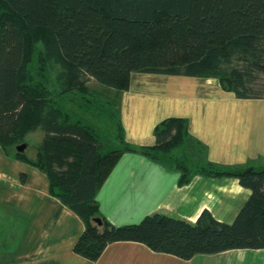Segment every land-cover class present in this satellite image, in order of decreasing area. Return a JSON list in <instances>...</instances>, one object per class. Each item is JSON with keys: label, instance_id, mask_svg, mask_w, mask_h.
I'll use <instances>...</instances> for the list:
<instances>
[{"label": "trees", "instance_id": "obj_1", "mask_svg": "<svg viewBox=\"0 0 264 264\" xmlns=\"http://www.w3.org/2000/svg\"><path fill=\"white\" fill-rule=\"evenodd\" d=\"M49 63L60 67L58 93ZM133 73L214 78L238 98H264L254 87L264 78V0H0V146L46 174L60 201L52 219L67 206L83 221L74 252L97 260L123 241L182 259L263 249L264 167L207 161L186 117L162 119L155 144L135 145L119 117L109 136L63 102L64 94L80 91L87 104L99 105L86 96L99 98L91 81L125 91ZM37 130L43 138L32 159L17 146ZM194 147L198 157L188 154ZM126 152L175 167L180 184L194 173L235 177L251 194L232 222L204 209L195 222L155 212L113 224L96 196Z\"/></svg>", "mask_w": 264, "mask_h": 264}, {"label": "crops", "instance_id": "obj_2", "mask_svg": "<svg viewBox=\"0 0 264 264\" xmlns=\"http://www.w3.org/2000/svg\"><path fill=\"white\" fill-rule=\"evenodd\" d=\"M176 77L186 79H180L181 84ZM176 77L181 89L182 85L187 88L188 79L195 80L193 84L203 79L199 86L214 87V78ZM125 92L119 108L130 143L155 144L157 123L181 116L188 118L190 133L205 147L207 161L227 167H264V98H238L229 92L228 105L216 108L214 94L191 98L194 103L186 104L187 108L177 107V101L151 104V99L146 109L141 107L144 113H137L129 109V104H137L135 94L125 98ZM0 164V264H264V248L182 259L133 241L112 243L97 260L87 259L73 250L84 229L80 217L62 206L58 218L52 219L60 201L50 194L46 174L12 159L1 146ZM179 178L175 167L126 152L98 191L100 213L121 225L139 222L155 212L195 222L208 209L217 219L232 222L251 194L235 177L194 173L184 184Z\"/></svg>", "mask_w": 264, "mask_h": 264}, {"label": "rangeland", "instance_id": "obj_3", "mask_svg": "<svg viewBox=\"0 0 264 264\" xmlns=\"http://www.w3.org/2000/svg\"><path fill=\"white\" fill-rule=\"evenodd\" d=\"M47 72L49 74L50 80L53 83L54 90L57 93L60 92V82L58 80L60 67L55 63H49L47 67ZM175 77L176 76H171V75L133 73L131 76L130 86L127 92L123 94L125 98L130 97V95L132 94H135L134 99L137 100V104L133 107L129 104V109L130 110L135 109L137 113L139 112L144 113L142 108L144 107V109H146V107L150 105L151 99H152L151 104L153 103L174 104V101H177L178 103L177 107L187 108L186 104L191 102L194 103V101L190 99L198 98L201 96V94H203L204 97L207 94H214V108L224 107L228 105L229 101L227 100L229 97L228 95L229 92H225L221 88L219 82L216 79L214 80V82H212L214 83V87H210V88L208 87L205 88V86L204 87L199 86L198 83L203 81V79L198 80L196 84H193L195 80L188 79V82L186 83L187 88L186 87L184 88V86L182 85V89H181V87L178 84V81L175 80ZM176 78L179 79L180 82L181 80L184 81V79H186L182 77H176ZM88 85L90 87L89 89L91 90L90 93L94 94L93 91H95L97 93V97L99 98L96 99L95 97H93L88 93L87 94L85 93L86 96L96 100L99 103V105L87 104L85 96L83 98V94L80 91L78 92L74 91L72 93L64 94L65 95V99L63 100L64 104L70 109H72L77 116H84L90 122L99 126V128L102 129L103 132L106 133L107 135L111 136L112 134H116L117 117L121 119L119 106L121 107V97L123 91H118L117 89L99 84L95 81H91ZM254 87L257 91H260V94L264 96L263 77H259L258 83L254 85ZM207 98H209V96H207ZM195 103L198 102L195 101ZM233 107H236V105L233 104ZM42 138H43V132L41 130H37L35 132L29 133L26 136L24 141L26 142V148L24 149V151H26L25 153L26 155H28V157L32 159L36 157L38 152V146L41 143ZM191 145L195 146L193 143H191ZM195 147L188 154L191 156L198 157L199 154H197L194 151ZM10 152L12 153L16 152L14 146L13 148H10ZM199 153L201 154V151ZM4 163H6V161ZM162 165L164 167H169V164L165 162H162ZM14 172L15 171L12 167L11 173L13 174ZM39 172L41 173V171Z\"/></svg>", "mask_w": 264, "mask_h": 264}, {"label": "water", "instance_id": "obj_4", "mask_svg": "<svg viewBox=\"0 0 264 264\" xmlns=\"http://www.w3.org/2000/svg\"><path fill=\"white\" fill-rule=\"evenodd\" d=\"M25 148H26V143H23L17 146L18 151H24Z\"/></svg>", "mask_w": 264, "mask_h": 264}]
</instances>
